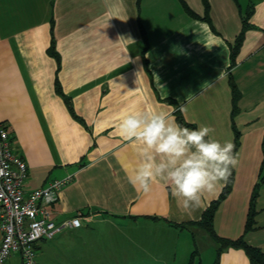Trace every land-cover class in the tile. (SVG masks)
<instances>
[{"label":"crops","instance_id":"obj_1","mask_svg":"<svg viewBox=\"0 0 264 264\" xmlns=\"http://www.w3.org/2000/svg\"><path fill=\"white\" fill-rule=\"evenodd\" d=\"M52 41L58 59L48 53ZM230 79L240 92L234 115ZM137 111L211 126L221 142L239 133V164L213 227L264 252V0H0V124L27 164L24 190L71 176L52 218L84 216L42 239L61 264H194L201 255L200 227L187 223L226 185L191 215L160 180L137 191L128 177L140 145L118 130ZM257 183L255 225L244 234ZM218 260L249 264L240 248Z\"/></svg>","mask_w":264,"mask_h":264},{"label":"clouds","instance_id":"obj_2","mask_svg":"<svg viewBox=\"0 0 264 264\" xmlns=\"http://www.w3.org/2000/svg\"><path fill=\"white\" fill-rule=\"evenodd\" d=\"M180 111L186 109L181 106ZM118 130L123 139L140 145V162L129 183L147 193L154 182L162 181L189 215L203 207L206 197L218 194L239 164L234 143L213 138V127H184L164 111L129 113Z\"/></svg>","mask_w":264,"mask_h":264},{"label":"built area","instance_id":"obj_3","mask_svg":"<svg viewBox=\"0 0 264 264\" xmlns=\"http://www.w3.org/2000/svg\"><path fill=\"white\" fill-rule=\"evenodd\" d=\"M27 170L25 160L12 149L8 131L0 126V264L15 255L20 264H35L40 240L79 226L84 217L78 213L61 222L52 218L50 207L71 176L25 192Z\"/></svg>","mask_w":264,"mask_h":264},{"label":"trees","instance_id":"obj_4","mask_svg":"<svg viewBox=\"0 0 264 264\" xmlns=\"http://www.w3.org/2000/svg\"><path fill=\"white\" fill-rule=\"evenodd\" d=\"M189 13L191 14V12H189ZM246 28H247V19L244 18L242 30H241L240 34L237 36V38L235 39L234 44L230 47V67L233 66V64L235 63V57H236L238 50L240 48V45L243 41V36H244V32H245ZM48 53L51 56L58 59V55L54 50V42L53 41H52V44L48 50ZM230 87L232 90V106H233L232 115H234L238 112L237 101L240 97V92L238 91L236 84L231 79H230ZM57 91L60 93L59 88H57ZM177 120H178V123L181 124L182 126L191 127L193 129H195V127L184 122L183 118L180 115H177ZM0 126H3V125L0 124ZM238 139H239V133L237 131H235V142H234V145H235L234 151L235 152H236V149H237L238 144H239ZM233 177H234V172L232 170V174H231V177L229 179V182L226 184V186L224 187V189L220 193L218 199L213 201L204 210V212L202 213V217L199 221L189 222L187 224L188 225H196V226L200 227L201 229H204L209 234L210 238L218 245L217 258L213 264H218V261H219L218 259H219L220 253L222 251H224L225 249H228V248L243 249L245 254L247 255V257L249 259V264H264V252H262L258 248H255V247L248 245L244 241L243 236H241L237 239H227V238H223V237L218 236L214 230L213 220H214L215 213H216L221 201L223 199H225L227 197V195L229 194V192L231 190L232 182H233ZM263 182H264V178L262 179V181H260V183H263ZM260 183H257L254 186L252 194H251L249 211H248L247 218H246L245 225H244V234H246L247 232L252 230L254 228V225H255L256 212H255L254 206H255L256 198L258 196V189H259Z\"/></svg>","mask_w":264,"mask_h":264},{"label":"rangeland","instance_id":"obj_5","mask_svg":"<svg viewBox=\"0 0 264 264\" xmlns=\"http://www.w3.org/2000/svg\"><path fill=\"white\" fill-rule=\"evenodd\" d=\"M197 233L198 235L194 240V249L197 248L201 252V255H196L197 259H193L195 261H192V263L198 264L201 258L203 264H210L215 257V242L204 229H197ZM48 244L49 241L43 242L42 240L37 243L36 264H61L55 245L50 246ZM6 264H20V259L17 255L12 256Z\"/></svg>","mask_w":264,"mask_h":264}]
</instances>
